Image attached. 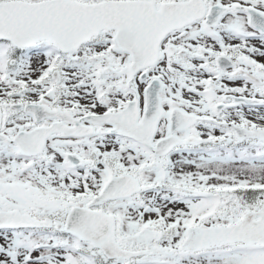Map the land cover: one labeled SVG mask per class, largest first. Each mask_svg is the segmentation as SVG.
Returning <instances> with one entry per match:
<instances>
[{
	"label": "snow or ice",
	"instance_id": "snow-or-ice-1",
	"mask_svg": "<svg viewBox=\"0 0 264 264\" xmlns=\"http://www.w3.org/2000/svg\"><path fill=\"white\" fill-rule=\"evenodd\" d=\"M0 264H264V0H0Z\"/></svg>",
	"mask_w": 264,
	"mask_h": 264
}]
</instances>
